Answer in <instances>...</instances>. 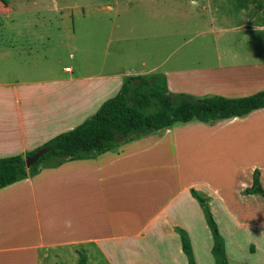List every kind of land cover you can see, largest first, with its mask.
<instances>
[{"label":"crops","instance_id":"crops-1","mask_svg":"<svg viewBox=\"0 0 264 264\" xmlns=\"http://www.w3.org/2000/svg\"><path fill=\"white\" fill-rule=\"evenodd\" d=\"M17 1L21 3V0ZM138 1L141 6L157 2ZM250 1L240 8V0H191L201 15L209 14L213 22L220 24H210L217 45L227 42L226 38H220L228 32L221 25L231 16V9L226 8L238 5L233 7V12L245 13L252 8ZM132 2L107 0L105 8L120 10L119 5H124L125 10ZM144 10L152 13L156 9ZM258 15L257 12L245 17L240 28L252 27ZM75 32L73 23L69 29L64 28L60 14L31 15L0 7V157L24 156L55 135L74 128L97 109L100 92L119 90L128 76L160 73L166 78L165 72L158 71L161 65L146 71L136 69V73L132 72L134 69H126L118 79L101 72L83 74L69 65H55L53 53L46 49L68 45L69 35ZM112 34L114 30H111ZM88 43L91 44V40L84 42ZM255 51L264 57V44L258 45ZM69 57L73 55L70 53ZM77 59L76 63L83 65L89 61V55H78ZM226 59H218L211 72L216 74L226 67L249 69V62L235 55L231 60L234 64L222 63ZM90 62V65H96L97 59L91 57ZM166 85L171 91L167 80ZM261 85L264 87V80ZM250 87L239 86L234 91L240 92L233 93L241 97L259 91ZM247 90L251 92H244ZM210 93L205 92V95H213ZM217 94L227 95L224 92ZM175 123L148 133L134 134L103 153L67 160L58 166H41L35 174L0 187V264H76L80 253L86 257V264H120L119 261H123L120 257L127 251L124 244L145 241L151 230L152 235L160 237H163L161 234L169 236L176 230L187 233L190 221L180 214L183 208L177 209L173 216L169 213L174 201L187 192L202 198L209 191L218 197L217 212L231 222L232 228L258 230L264 226V210L261 216L259 214L261 206L264 208V197L244 192L252 184L255 169L260 173L264 189V107L244 116L201 122L199 126L218 134L214 139L223 147L219 175L246 174L233 197L213 187L217 174L195 178L194 168L180 172L178 162L174 167L173 161L164 172L160 157L150 152L164 144L170 154L178 149L177 132L182 129H174ZM173 159L178 161L174 156ZM198 187L207 189L206 193ZM206 224L210 230L207 215ZM219 233L228 264H259L229 252L224 230L220 229ZM262 235L260 233L261 238ZM170 238L176 242L177 252L181 254L183 238ZM231 243H236L234 237ZM103 244H107L106 248ZM159 246L170 249L167 241ZM190 252L193 258L191 247ZM174 264H179L177 259Z\"/></svg>","mask_w":264,"mask_h":264},{"label":"rangeland","instance_id":"rangeland-1","mask_svg":"<svg viewBox=\"0 0 264 264\" xmlns=\"http://www.w3.org/2000/svg\"><path fill=\"white\" fill-rule=\"evenodd\" d=\"M240 1L242 2L240 8H243L246 6V1L250 0ZM251 1L252 8L245 13H240L238 10L233 12V7L238 5L226 8L231 9L229 13L231 16L225 18V22L221 25L225 26L228 32L223 33L220 38H226L227 42L222 41L218 45L210 24H220L213 22V17L209 14L201 15L191 0H157L155 3L143 6L138 0L136 2L133 0L125 10L122 8L124 5H119L120 10H108L105 8L107 0H21V3H17V0H6V3H3L0 0V7L2 10L7 11L9 8L10 12H25L31 15L60 14L66 29L74 24L76 32L69 35L68 45L46 49L53 53V61L57 66L69 65L73 69L81 70L83 74L101 72L118 79L126 69H134L132 72L136 73V69L146 71L152 66L161 65L158 71L167 74V79L162 76L163 81L166 83L167 80L173 93L203 97L205 92H211L210 94L224 92L228 97H236L233 92L240 91H234V88L239 86H251L249 89L254 88L253 90L264 88L260 87L261 81L264 80V59H262L264 57L255 54L258 45L264 44V0ZM256 4L259 5L258 10ZM145 8L156 10L150 13L145 11ZM257 12L259 15L252 23V27L240 28L245 17ZM111 30H114L112 35ZM87 40H91V44H84ZM70 53L73 57H69ZM78 55L80 57L89 55V61L84 62L83 65L76 63ZM234 55L240 60L249 62L250 65L247 66L249 69L226 67L223 71H217L219 73L211 72V68L219 62L218 59L227 58L222 63L234 64L235 61H231ZM91 57L97 59L96 65H90ZM156 75L162 74L145 76ZM248 81L252 83L248 84ZM112 90L99 93L97 109L104 100L118 91V89L115 92ZM244 92L249 94L251 91ZM97 109L93 112L95 113ZM91 115L92 113L86 118ZM200 125L201 122L198 120H192L188 125L175 123L174 129L182 130L177 132L178 149H174L171 154L165 144L151 149V154L160 157L164 172H167L165 167L173 161L174 167L175 162H178L180 172L194 168L192 171L195 178L219 175L223 147L214 139L218 135H215L216 131L199 128ZM173 156L178 161H174ZM244 177L246 174L232 177L219 175L213 187L233 197ZM262 185L264 186V181ZM198 188L204 193L207 191ZM207 193L209 194L203 196L204 199L206 198L204 203L190 192L174 201L169 213L173 216L177 209L183 208L180 214H184L190 221L187 233L183 234L176 230L169 236L161 234L163 237H160L152 235L151 230L145 241L124 244L127 251L123 253V257H120L123 260L119 261L120 264H137L138 260L141 264H174V259H177L179 264H189L186 253L183 251L178 254V246L170 237L185 238L186 242L188 241L195 264H216L211 250L212 238L206 224L205 205L210 214L212 212V218L219 230H224L227 250L237 256L248 258L251 263L264 264V226L258 230L251 227L232 228L231 222L222 218L221 213L217 212L216 207L220 205L218 197L216 198L209 191ZM263 210L261 206L260 216ZM260 233L263 234L262 238ZM232 237L236 239L235 244L231 243ZM164 241L169 243L170 249L160 248V243L164 244ZM103 246L106 248L107 244Z\"/></svg>","mask_w":264,"mask_h":264},{"label":"trees","instance_id":"trees-1","mask_svg":"<svg viewBox=\"0 0 264 264\" xmlns=\"http://www.w3.org/2000/svg\"><path fill=\"white\" fill-rule=\"evenodd\" d=\"M2 2L6 3V0ZM258 6L256 4L257 10ZM162 76L126 77L119 90L104 100L94 114L74 128L61 132L45 142L44 145H49L51 149L31 167H25L24 157L35 150L24 156L0 157V187L35 174L41 166H58L67 160L90 157L111 150L118 142L126 141L134 134L166 128L175 122L187 123L198 120L212 123L244 116L264 107V89L241 97H226L218 94L196 97L168 91ZM157 77L160 79H155ZM259 175L258 169H255L252 184L244 189L245 193H256L264 197ZM199 199L202 203L205 202L203 198L199 197ZM205 210L213 239L212 252L217 257V264H228L223 250L222 236L208 208L205 207ZM182 242L189 264H195L186 239L183 238ZM76 264H86V257L80 253Z\"/></svg>","mask_w":264,"mask_h":264},{"label":"water","instance_id":"water-1","mask_svg":"<svg viewBox=\"0 0 264 264\" xmlns=\"http://www.w3.org/2000/svg\"><path fill=\"white\" fill-rule=\"evenodd\" d=\"M51 147L49 145H41L35 149L32 154H29L24 157L25 167L29 168L33 164H35L38 159L44 155L47 151H49Z\"/></svg>","mask_w":264,"mask_h":264}]
</instances>
